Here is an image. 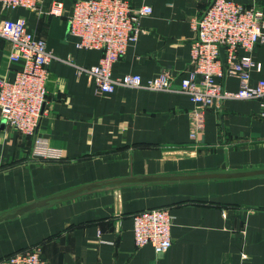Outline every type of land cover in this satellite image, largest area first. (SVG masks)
<instances>
[{"label":"crops","instance_id":"1","mask_svg":"<svg viewBox=\"0 0 264 264\" xmlns=\"http://www.w3.org/2000/svg\"><path fill=\"white\" fill-rule=\"evenodd\" d=\"M60 16L3 10L23 18L49 52L46 103L36 135L58 158L31 156L32 138L4 124L0 112V260L39 246L45 264H264V126L255 100H227L204 110L203 132L191 138L200 108L179 89L190 68V22L213 0H128L149 6L143 33L111 69L113 78L143 81L167 75L171 90L116 87L99 94L75 65H96L99 50H80L67 33L75 1L59 0ZM256 5L264 0H229ZM264 32V29H263ZM12 44L0 37V78L12 80ZM242 50L237 56L244 55ZM261 64L264 42L250 53ZM216 79L234 91L240 82L224 67ZM29 207L15 217L8 216ZM166 208L173 216L171 247L157 255L137 248L132 216Z\"/></svg>","mask_w":264,"mask_h":264},{"label":"built area","instance_id":"2","mask_svg":"<svg viewBox=\"0 0 264 264\" xmlns=\"http://www.w3.org/2000/svg\"><path fill=\"white\" fill-rule=\"evenodd\" d=\"M43 0H0L3 10L23 8L37 11ZM152 12L149 6L132 7L128 0L75 1L67 17V33L80 50H99L96 65L84 68L73 65L78 76L84 74L95 92L108 94L116 87L171 90V79L163 74L143 81L138 74L113 78V65L125 55L128 46L139 40L143 29L140 19ZM62 4L50 0L48 14L60 16ZM195 33L190 42V68L180 81L179 89L200 108L191 113V138L203 132L204 110L217 112L227 100H255L259 120L264 126V79L251 80L253 70L260 71L250 53L264 42V11L256 5H242L229 0H213L198 18L191 20ZM0 37L9 40L12 51L9 61L17 66L12 80L0 78V112L6 126L32 138L31 156L38 160L58 158L36 135L46 103L47 64L49 52L43 41L27 28L23 18L0 19ZM226 61L223 64L220 49ZM245 52L237 56V51ZM231 69L239 79L236 90H226L216 82ZM173 216L166 208L146 209L132 216V233L137 248L151 245L163 255L172 244ZM0 264H45L39 246L18 250L0 260Z\"/></svg>","mask_w":264,"mask_h":264},{"label":"water","instance_id":"3","mask_svg":"<svg viewBox=\"0 0 264 264\" xmlns=\"http://www.w3.org/2000/svg\"><path fill=\"white\" fill-rule=\"evenodd\" d=\"M220 57H221V60H222V62H223V64H224L225 61H226V57H225V54H224V51H223L222 48L220 49ZM27 210H29V207H25V208L19 210L18 212H16L15 214H12V215H10V216H8V217H9V218H11V217H15L16 215L21 214V213H23L24 211H27Z\"/></svg>","mask_w":264,"mask_h":264}]
</instances>
